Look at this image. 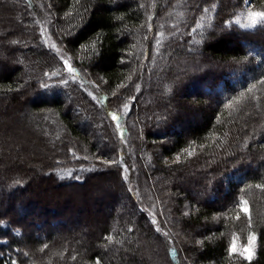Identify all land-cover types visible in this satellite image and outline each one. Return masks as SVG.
I'll use <instances>...</instances> for the list:
<instances>
[{
	"label": "trees",
	"instance_id": "1",
	"mask_svg": "<svg viewBox=\"0 0 264 264\" xmlns=\"http://www.w3.org/2000/svg\"><path fill=\"white\" fill-rule=\"evenodd\" d=\"M257 13L264 0H0V23L17 34L0 42V104L25 107L61 147L43 178L3 170L11 193L0 203L20 201L28 215L0 214V264H153L143 251L160 234L167 264H264V23L241 25ZM72 91L88 107L82 119L59 95L70 102ZM97 114L109 150L81 126ZM107 170L140 217L111 213L78 240L54 232L69 206L47 208L38 184L84 188ZM253 235L251 261L232 251Z\"/></svg>",
	"mask_w": 264,
	"mask_h": 264
},
{
	"label": "rangeland",
	"instance_id": "2",
	"mask_svg": "<svg viewBox=\"0 0 264 264\" xmlns=\"http://www.w3.org/2000/svg\"><path fill=\"white\" fill-rule=\"evenodd\" d=\"M9 4V3H8ZM9 5L14 6V12H12L14 20L19 19V14H21L22 9L18 6L17 3H12ZM11 7V6H10ZM1 21V17H0ZM240 21V20H239ZM264 23V16H258L256 14H252L251 16H248V18L242 19L241 25L246 28H253L257 27L258 25H261ZM9 26L7 25L6 21L4 20L3 23H0V35L3 32V35L0 36V42L6 43L17 36V34H14L12 32H9ZM7 34V36H5ZM12 34V35H11ZM14 34V35H13ZM11 43V42H9ZM49 44V43H48ZM35 46V45H34ZM21 53H18V51L15 52L13 55L14 65H19L20 63V57ZM17 61V62H16ZM65 61V60H64ZM27 62V59L25 63ZM67 61H65L66 63ZM21 64V63H20ZM23 65V64H22ZM55 84L60 85L59 83L63 84L66 82V79H59L54 81ZM71 82V81H70ZM76 85V84H75ZM78 86V85H76ZM89 90V91H88ZM87 91L92 96V98L95 99V94L88 89ZM72 100L69 102V96L67 97L65 94H59L66 102L69 109L74 104H79L81 107L71 109V114L74 117H79L78 119H82V114L84 110H86L88 107L83 103V100H80L78 94L74 93L72 91ZM49 91L43 92V94H48ZM83 96L85 97V100H87L91 105H95L93 102V99H91L86 95V93L83 91ZM45 96V95H44ZM21 102H24V97L20 98ZM76 102V103H75ZM5 103L6 101H3L0 104V182L3 180V170L7 167H13V166H23L26 168V170L29 169V172L27 174V178L32 182L34 180V177L32 175L38 174L42 178L46 176V170L47 169V163L49 161V154L50 156L53 154H58L61 152V147H55L50 142L45 141L41 134L36 130L35 126L29 118H27V109L22 106L21 111L17 112V110L9 109L7 108V113H5L3 110L5 109ZM96 108V107H95ZM3 116V117H2ZM96 121H93V123L85 122L81 123L82 128H84V132L87 133V135H91L94 137V141L96 144L105 147V149L109 150L113 147V144H111V141L107 140L104 137L103 130L101 129V126L104 122V119L102 115L97 114L96 115ZM92 119V118H91ZM29 120V121H28ZM95 131V132H94ZM103 134V136H102ZM90 136V137H91ZM91 137V138H92ZM74 143V141H70V143ZM71 143V144H72ZM104 144V146L102 145ZM3 146V147H2ZM1 149L4 151H1ZM3 152V153H2ZM110 173V174H109ZM115 170L110 171L107 170L104 174H100L99 177L95 176L89 179V184L86 185L84 188L81 187H66V188H57L56 183L53 186H50L47 184V182L44 180L38 184L39 190H37V193H41L42 191L45 193V200L42 202L39 197L34 198V200H39L43 204L45 203L47 208H53L56 205H61V203H58L59 200H64L65 203H68L67 206L69 208L67 209V212H64L67 216H69V220L66 224L62 225L61 227L52 228L54 232H57L59 234L62 233H69L71 237L76 235V239H81L83 235L90 232L92 228L94 227L95 221H100L102 218L107 217V215L113 213L121 214L122 211L126 212L128 216H133L136 214V217H140V211L134 210L131 206L130 200L135 203V200H137V197L135 199V194H132V198L128 200V198L125 196V194L121 191L119 180L117 176L115 175ZM16 173L10 174L8 177H13ZM104 177V179L102 178ZM41 178V180H42ZM105 180L104 183L101 181ZM123 180V179H120ZM3 184V183H2ZM0 185V198L8 197V194L11 193L9 188L5 187L4 185ZM4 186V187H3ZM32 186V184H31ZM124 186H127L124 184ZM127 192H131L129 189ZM116 193L117 200L119 203H116L112 208L109 206L111 199L114 198L112 195ZM140 194V193H139ZM36 196V195H35ZM20 200L25 198V194H21ZM7 200V199H6ZM24 200V199H23ZM26 200V199H25ZM20 202V201H19ZM15 203L13 209L11 208L6 201H3L0 203V214H3L6 216V214L11 213V209L14 212H18V215H28L27 211L19 208L21 205L23 207V203ZM23 202V201H22ZM20 204V205H18ZM44 204V205H45ZM63 204V203H62ZM106 204V206H105ZM136 204V203H135ZM43 205V206H44ZM63 207V206H62ZM22 209V210H21ZM8 216V215H7ZM6 216V217H7ZM143 216V215H142ZM145 217V216H144ZM140 219V218H139ZM150 219V218H149ZM30 223V220H27L26 223ZM115 222V220H114ZM149 222V221H148ZM30 226V224H28ZM151 230L157 234V231L155 227L152 225ZM168 231V229H167ZM42 234H47L48 230L41 229L39 230ZM174 241L177 242H185L188 241L187 238L181 239L177 237V239L174 237L173 234H170ZM158 237H153L152 239L148 237L147 239V245L145 247L144 256L150 257L152 263L157 264H167V262L162 257V254H160L158 249H155L156 244L161 245V238L163 237V234L157 235ZM249 243L246 245H240L236 244V251L238 255L245 258V256L242 254L244 248L248 247ZM254 249L255 254V243L252 245ZM254 256V255H253ZM56 257V256H55ZM54 257V258H55Z\"/></svg>",
	"mask_w": 264,
	"mask_h": 264
},
{
	"label": "snow or ice",
	"instance_id": "3",
	"mask_svg": "<svg viewBox=\"0 0 264 264\" xmlns=\"http://www.w3.org/2000/svg\"><path fill=\"white\" fill-rule=\"evenodd\" d=\"M256 15H258V16H264V13H257ZM68 70H69V72L72 71L71 66H69ZM112 119H113V121H117V120H118V117H117L116 115H113V116H112ZM117 127H119L118 124H117ZM243 211H244L245 213H247V212H248L247 207H244V208H243ZM255 240H256V237L253 235V236L250 238V240H249V246L246 247V248H244L243 253H242V254L245 256V258L248 259L249 261H251L253 255H254V249H253L252 245L255 243ZM232 251H233V252L236 251L235 244L233 245ZM13 264H15V262H13Z\"/></svg>",
	"mask_w": 264,
	"mask_h": 264
}]
</instances>
